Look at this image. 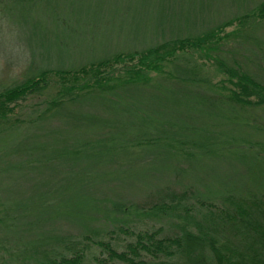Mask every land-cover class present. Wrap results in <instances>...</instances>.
Segmentation results:
<instances>
[{
  "label": "trees",
  "instance_id": "16d2710c",
  "mask_svg": "<svg viewBox=\"0 0 264 264\" xmlns=\"http://www.w3.org/2000/svg\"><path fill=\"white\" fill-rule=\"evenodd\" d=\"M4 1L56 7L37 20L42 39L28 38L45 65L0 89L6 264H95L87 241L71 256L57 245L69 230L118 228L146 210L130 195L154 191L152 212L187 209L180 232H135L129 252L101 243L111 258L147 264L131 253L173 246L177 264H264V0ZM207 64L226 76L219 94ZM30 96L44 107L16 116ZM42 166L51 178L16 198L13 173ZM196 205L211 216L203 228Z\"/></svg>",
  "mask_w": 264,
  "mask_h": 264
},
{
  "label": "rangeland",
  "instance_id": "374dc122",
  "mask_svg": "<svg viewBox=\"0 0 264 264\" xmlns=\"http://www.w3.org/2000/svg\"><path fill=\"white\" fill-rule=\"evenodd\" d=\"M72 2L73 0H68L67 4H62V9L64 7H69ZM50 8H52L53 12H56V7H49L46 1L39 2L37 5L22 4L20 2L14 3L10 1L0 2V89L16 82H21L29 74L35 73L39 67L45 65L42 57L38 55L37 52L34 53V46L28 38L31 36L36 41H39L40 38L42 39V33L45 32V24L40 23L37 20L42 18L41 16L47 18ZM107 28L108 27H106V29ZM204 73L207 74L213 81L211 86L206 87L210 92H212V94L215 95L224 91L221 87L223 85L222 80L226 78L224 74L217 71L215 66L212 64H207L205 66ZM150 74L155 76V78L165 77L164 74H158L156 72H152ZM55 93L56 91L52 90L51 92H48V95L53 96ZM42 99L43 97L30 96L22 102V105L19 107L15 115L25 118L29 115L32 109L36 107L38 108L39 105L44 107L43 102H41ZM41 109L43 108L41 107ZM104 114L113 120L124 119L122 113L113 112ZM198 165L199 174L204 175L207 171L204 161H201ZM44 167L45 166L36 168L26 175L20 174L19 172L13 173L11 179H9L10 185L8 187L12 189L11 191L15 194L16 198H22L24 190L31 189L32 185H40L43 180L47 181L51 178L48 170L44 173ZM44 175L47 176L44 177ZM2 178L6 179V175L0 174V180ZM131 189L135 188L131 187ZM132 194L130 195L129 205L134 204L141 206L142 209H146L145 211L135 212L133 215L128 217L127 220L118 225V228H114L110 232L93 235L94 237L91 240H83V236H81L78 232L69 230L70 232L65 235L62 243L57 245V247L62 248V252L71 256L80 251L82 246L87 241L89 244L85 247L86 251L84 250L86 261H90L95 264H127L123 260L111 258L109 252L105 249L104 244L101 243L109 242L119 252L127 250L129 252L131 250L129 249V243L136 239L135 232L155 231L159 237H172L178 235L181 230L178 222L180 223L181 215H185L187 213L186 208L184 209L185 213L180 211L182 208L179 209V212H152L151 206L161 199V197H159L160 193L158 194L154 191L139 193L136 195ZM190 212L194 213V218L198 220H194V222L201 223V228L206 225V221H209L211 217H209L204 208L198 205L194 207V210L190 209ZM172 245H174V243H172ZM170 247L171 248L168 249L171 253L173 251V253L171 254L166 252L162 255L163 252H159V254L161 253V257L157 256V254L154 257V255H151L150 252L142 249L139 256L134 253L131 254L139 257L140 260L142 259L146 261L147 264L181 263L182 253H179L177 249L174 251L173 246ZM28 261L29 258L19 257L17 263L15 264H26ZM6 263H10V261L6 260L5 254L1 251L0 264Z\"/></svg>",
  "mask_w": 264,
  "mask_h": 264
}]
</instances>
